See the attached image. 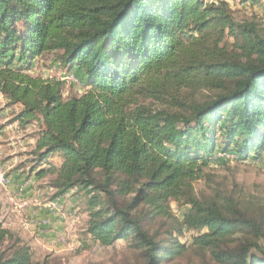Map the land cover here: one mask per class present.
Segmentation results:
<instances>
[{"label":"trees","instance_id":"1","mask_svg":"<svg viewBox=\"0 0 264 264\" xmlns=\"http://www.w3.org/2000/svg\"><path fill=\"white\" fill-rule=\"evenodd\" d=\"M263 25L236 20L225 0H0V93L37 127L28 172L50 177L54 198L84 201L85 247L124 241L138 264L190 247L214 264H264V205L191 189L218 151L264 150ZM49 53L83 94L64 98L63 82L30 74ZM173 201L190 205L182 223ZM182 228L205 232L190 246ZM0 264L49 262L0 219Z\"/></svg>","mask_w":264,"mask_h":264},{"label":"rangeland","instance_id":"2","mask_svg":"<svg viewBox=\"0 0 264 264\" xmlns=\"http://www.w3.org/2000/svg\"><path fill=\"white\" fill-rule=\"evenodd\" d=\"M225 1L231 7L236 20H251L262 23L264 0L257 2L248 0ZM261 28L264 33V26ZM29 72L32 76L63 82L62 94L64 98L79 96L87 89L74 70H67V68L61 66L56 53H49L35 59ZM182 94L187 93L183 91ZM202 94V92L196 93L193 99H201ZM152 106L160 105L154 103ZM18 110V105H9L0 93V169L6 175L19 165L23 166L24 169H29L33 159L32 151L37 127L35 124H27L23 127L18 121L14 120ZM228 153L233 156L227 159L214 158L208 168L204 170V176L200 180L191 183L193 193L201 201L217 200L220 197L231 196L240 207L249 206L248 204L252 203L255 206H263L264 150L258 157L248 158L247 160H238L232 152ZM51 162L57 164L58 160L52 158ZM28 173L34 175V172ZM49 179L50 177H46L38 184L34 183L32 187L40 189L43 195L42 204L48 201V208L52 211L58 210L59 214L65 217L70 236L74 234L72 238H66L64 235L58 237V243L64 247L61 252L32 240L25 233L26 230L23 227L15 225L9 228L8 223L10 221L8 219L10 218L8 214L10 211H6L10 206L12 207V201L6 195L9 183L5 188L0 186V219L6 223L7 228L15 236L30 247L34 262L42 263L44 260H47L49 264H138L140 262L139 254L129 248L128 243L124 241H117L112 247H102L94 243H87L85 247L82 236L83 220L86 219V215L83 213L84 201L78 197L76 199L75 194L72 192L70 195L73 198L72 204L67 201L70 197L65 195L57 197L54 202H51L54 199V193L47 185ZM53 203L57 205V208L51 207ZM170 208L173 216L182 223L183 216L190 205L173 201ZM204 232V229L196 231L182 228V233L178 237L182 243L191 246L193 238ZM6 245L4 244L3 247ZM169 264L214 263L210 260L208 254H203L190 247L184 257Z\"/></svg>","mask_w":264,"mask_h":264},{"label":"crops","instance_id":"3","mask_svg":"<svg viewBox=\"0 0 264 264\" xmlns=\"http://www.w3.org/2000/svg\"><path fill=\"white\" fill-rule=\"evenodd\" d=\"M27 170L28 168L24 169L23 166L19 165L7 174L9 186L6 195L12 201V207L6 209L8 212L10 211L8 226L9 228L15 225L23 227L26 230L25 233L32 240L61 252L64 247L58 243V237L64 235L66 238H72L74 234L70 236L65 217H62L58 210L52 211L48 208V201L42 204V192L40 189L32 187L34 183L38 184L39 181L33 174L30 175ZM71 194L70 191L64 195L70 197ZM54 200L55 198L51 202H54ZM67 201L72 204V196ZM43 220H48V225H42L41 221ZM3 224L7 227L6 223L3 222Z\"/></svg>","mask_w":264,"mask_h":264},{"label":"built area","instance_id":"4","mask_svg":"<svg viewBox=\"0 0 264 264\" xmlns=\"http://www.w3.org/2000/svg\"><path fill=\"white\" fill-rule=\"evenodd\" d=\"M263 24H264V18L262 20ZM264 26V25H263ZM233 156L232 154L228 153V152H220L218 151L215 155H214V158H224V159H227L228 157H231ZM9 183V178L8 176L6 175V173L0 169V186L5 188ZM52 208H57V205L56 204H52L51 205ZM41 224L42 225H48V220H43L41 221Z\"/></svg>","mask_w":264,"mask_h":264}]
</instances>
